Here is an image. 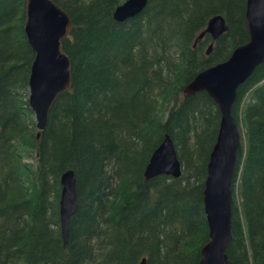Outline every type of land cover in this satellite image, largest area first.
Masks as SVG:
<instances>
[{
    "label": "trees",
    "instance_id": "16d2710c",
    "mask_svg": "<svg viewBox=\"0 0 264 264\" xmlns=\"http://www.w3.org/2000/svg\"><path fill=\"white\" fill-rule=\"evenodd\" d=\"M125 0H57L72 23L62 41L71 88L36 139L28 104L33 52L25 0H0V264H198L208 241L207 165L220 113L185 86L248 41L247 0H148L122 23ZM228 30L212 43L208 21ZM240 131L232 176L230 264H264V62L238 87ZM168 135L179 178L144 170ZM72 170L77 210L64 243L60 176Z\"/></svg>",
    "mask_w": 264,
    "mask_h": 264
},
{
    "label": "water",
    "instance_id": "95a60500",
    "mask_svg": "<svg viewBox=\"0 0 264 264\" xmlns=\"http://www.w3.org/2000/svg\"><path fill=\"white\" fill-rule=\"evenodd\" d=\"M57 0H25L24 33L33 52L28 78V104L35 121L36 139L45 130L50 109L56 98L72 85V66L63 51L62 41L69 35L72 23L56 3ZM148 0H125L113 12L122 23L143 11ZM245 25L248 41L235 48L230 57L200 71L183 89L186 97L206 92L217 105L220 121L215 143L209 155L203 189V208L208 227V241L200 250L198 264H230L226 255L231 240L232 176L236 164L241 134L232 115L237 89L264 62V0H247ZM228 26L220 15L212 17L196 44L208 34L212 43L226 33ZM182 174L171 138L165 135L152 152L144 170L146 180L158 176L174 179ZM58 201L60 234L64 243L69 235V223L77 210L76 180L72 170L59 180ZM140 264H145V259Z\"/></svg>",
    "mask_w": 264,
    "mask_h": 264
}]
</instances>
